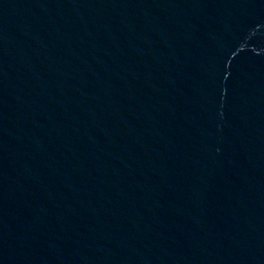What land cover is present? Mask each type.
Wrapping results in <instances>:
<instances>
[{
	"label": "water",
	"instance_id": "obj_1",
	"mask_svg": "<svg viewBox=\"0 0 264 264\" xmlns=\"http://www.w3.org/2000/svg\"><path fill=\"white\" fill-rule=\"evenodd\" d=\"M0 264H264V0H0Z\"/></svg>",
	"mask_w": 264,
	"mask_h": 264
}]
</instances>
